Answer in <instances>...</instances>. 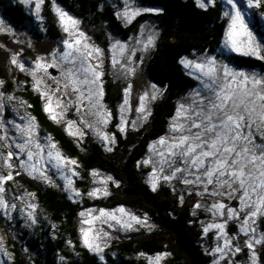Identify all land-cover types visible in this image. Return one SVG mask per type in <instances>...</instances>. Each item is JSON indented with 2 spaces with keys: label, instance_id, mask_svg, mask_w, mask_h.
I'll list each match as a JSON object with an SVG mask.
<instances>
[{
  "label": "snow or ice",
  "instance_id": "1",
  "mask_svg": "<svg viewBox=\"0 0 264 264\" xmlns=\"http://www.w3.org/2000/svg\"><path fill=\"white\" fill-rule=\"evenodd\" d=\"M22 2L26 3L27 0ZM196 2L199 7H205L209 0H203V2L196 0ZM42 3L43 0H37L35 5L37 13ZM227 3L232 6L233 11L231 15L225 13L229 16V24L225 32L224 47L241 56L264 60V42H257L242 10L237 8L235 0H227ZM261 3L262 0H247L249 8L259 7ZM142 11L153 10L126 6L123 13L117 15L122 16L126 23H131ZM55 12L62 30L69 37L62 41L63 49L59 53L55 50L50 53L51 61L38 57L34 68L31 69H25L24 65L19 64L15 58L12 59V63L21 71H28L32 75L33 90L38 92L44 101V111L52 121L56 123L64 121L68 109L75 107L76 113L80 115L81 126L95 132L105 145H114L115 137H110L96 127L106 125L112 116L102 103L104 97L102 50L88 43L89 38L78 29V20L59 7H55ZM153 41L154 37L149 36L143 43L142 50L153 46ZM137 42L140 43L139 40ZM110 51L113 52L111 57L113 68L119 65V71L125 77L134 74L135 68L132 66L130 56L125 58V63H121L120 58L124 57L126 51L125 45L117 42ZM181 63L186 69L191 70L189 74H198L195 78L200 81L202 89L193 93L190 104L177 106L175 116L169 124L170 135L160 137L154 144L149 145V151L159 157L156 161L159 168L154 167L150 183L152 190L155 191L160 180L170 183L174 179H179L185 185L201 187L202 192H198L197 195L206 194L209 197L226 195L228 199L235 198L239 201V209L228 207L219 201H214L207 209L214 217L226 216L224 223L209 224L204 228L205 233L209 229L218 231L217 239H223V244L213 250V255L219 254V259H225L226 252L240 251L238 246L232 244L225 232L227 221H239L240 232L247 236L250 232L254 234L256 231L251 226L255 224V219L258 216H264V75L258 76L255 73L249 74L235 70L227 64H218L213 57L199 62L181 59ZM63 65L68 67L64 68ZM52 67L60 71L59 78L49 74L48 69ZM47 80H52L56 87L53 89L46 83ZM2 84L3 82L0 81V86ZM152 88L156 89V86L152 85ZM130 93L131 84H128L124 90L123 104L119 109L121 115L118 130L121 133L126 131L128 123L125 113L129 110ZM64 97H68L67 101ZM12 99L13 97H8V100ZM156 99L157 91L151 94L145 92L139 97L136 112L140 114L138 116L140 120L147 121L151 115L148 105ZM3 109L4 104L0 103V112ZM87 116L94 117V121L87 120L85 118ZM20 119L24 120V123L14 124V129L22 142L13 141V143L19 155L26 156V159H20L19 155L12 150L8 151L4 165L9 172L6 176L0 175V194L6 191L4 184L13 180L12 164L9 163L13 155H16L19 160V168L32 179L51 184V179L46 174L45 163L51 164L58 171L66 169L71 176H76L77 173L67 167L68 165L79 167L76 161L63 156L50 137L46 138V144L38 141L35 118L25 119L21 116ZM7 123L13 122L7 121ZM65 124L69 135L83 138L84 132L81 128L75 127V121L67 120ZM136 127V121H133V130H136ZM0 131L5 132V135H0V140L5 141L7 146V130L2 119H0ZM45 149H47L46 154ZM106 150L112 151V148L106 147ZM149 162V160L144 161L145 164ZM177 162L182 163L184 167H176ZM165 166L172 169L168 174H164ZM92 174L98 175L96 172ZM63 179L66 182V189H71L77 197L81 195L79 191L72 188L73 181L68 174L65 173ZM107 180H111V177ZM100 182L106 183V181ZM88 195L98 198L100 195L107 196L109 193L106 188H96L88 192ZM180 200L183 202V196ZM10 207L15 209L16 205L10 206L4 196L0 195V210L7 215ZM28 207L35 209V205L32 204H28ZM195 207L199 208L201 205L197 203ZM92 211L89 210L90 218L83 220L82 223L92 225L94 221H100L112 227L111 222H114L115 225L126 230H132L134 223L140 226L147 225L146 220L131 215L123 207L116 209L120 216L100 210L98 216L92 217ZM240 212L244 213L243 220H240ZM80 215L83 217L85 213L82 212ZM28 218L35 223L31 212L28 213ZM81 237L89 251L99 254L103 251V246H106L108 234L90 227L87 230L81 229ZM262 241H264V234L259 239H255L254 243L260 244ZM245 243L250 250L253 249L251 240ZM166 255V253L157 255L154 259L149 257L148 262L160 264ZM251 260L252 264H256L254 252ZM213 264H219V260H214Z\"/></svg>",
  "mask_w": 264,
  "mask_h": 264
},
{
  "label": "trees",
  "instance_id": "2",
  "mask_svg": "<svg viewBox=\"0 0 264 264\" xmlns=\"http://www.w3.org/2000/svg\"><path fill=\"white\" fill-rule=\"evenodd\" d=\"M53 1L71 14L78 15L85 21L88 29L94 31L96 37L105 43L107 42L105 28L124 40L134 34V27L124 25L106 0ZM7 2L0 0L2 15L18 30L32 31L37 38L43 39L31 28L33 19L25 9L19 5L11 6ZM137 2L160 11L144 16L155 20L163 35L161 43L145 58L143 69L150 81L167 92L165 100L155 103L151 122L145 130L125 133L126 135L113 130L115 145L112 151H107L94 137L85 138L83 142L76 141L62 127L49 119L44 111V101L33 90L32 81L28 77H20L25 80L23 95L31 105L32 114L38 118L41 125L54 134L61 149L80 163L82 179L86 182L79 181L78 184L86 188L83 190L85 198L80 203L72 200L61 186H47L24 180L30 189L37 192L41 205L49 213L53 227L51 224L48 226L44 224V231H40L36 236H32L29 231H23L25 244L14 249V264H29L22 253L24 246L29 247L34 254L35 264H105L97 254L82 246L81 232L78 229L80 213L96 206L109 210L117 207L131 208L140 216L150 217L157 226L151 232L142 230L133 237L129 236L131 239L127 241L123 237L121 242L115 245L116 255L109 257L108 264H147L146 259L137 256L143 254L152 257L165 253L169 255L170 264L212 262V258L205 254L201 245L203 231L197 219L192 216L191 208L181 203L179 193H175L169 186H162L153 191L147 182L148 171L141 169V162L148 154L149 145L166 135L170 121L176 113L177 100L198 86V81L185 71L181 59L196 55H216L221 56L237 70L263 75L264 60L237 53L230 55L219 53L226 28L221 0L207 8L199 7L194 0H137ZM262 10L264 11V4ZM45 17L48 26L56 35L51 36V39L55 40L59 32L49 9ZM255 28L260 31V27ZM7 59V54L0 49V79L4 82L9 80ZM8 84L12 90L13 85ZM113 87L111 84L106 88L105 102L115 114L113 122L118 123L117 109L123 95ZM95 170L112 176L117 184H111L109 195L91 199L87 196L89 174ZM55 226L58 228L54 229ZM261 255L264 262V242ZM62 257L66 258V261H61Z\"/></svg>",
  "mask_w": 264,
  "mask_h": 264
},
{
  "label": "rangeland",
  "instance_id": "3",
  "mask_svg": "<svg viewBox=\"0 0 264 264\" xmlns=\"http://www.w3.org/2000/svg\"><path fill=\"white\" fill-rule=\"evenodd\" d=\"M4 1L5 2L8 1L7 3H9L11 6H16V5L22 6L25 9L26 13H28L33 19L31 28L36 30L39 36L42 37L43 39L37 38L32 31L29 32V31L18 30L12 22L7 20L2 15V11H0V49L4 51L8 56L7 70H8V79H9L6 82L0 79V81L3 82L2 86H0V103L4 104V109L2 112H0V119H2L5 122V129L7 130L6 134L8 137L7 146L5 141L0 140V175L6 176L9 172V169L4 165V159L7 157L8 151L12 150L14 153L19 155L18 149L15 148L13 141H15V143L22 142L21 140L18 139L17 133L14 129V124L22 125L24 123V120L20 119L21 116L25 117V119H27L28 117L35 118V123L37 125V139L41 144H46L47 143L46 138L50 137L51 141L56 144V147L60 151V153L63 156L67 157L69 160L76 161V164L79 166V167L73 165L67 166L72 171H75L77 173L76 176H71L70 172H66V169L58 171L51 164L45 163L44 167L47 168L46 174L51 179V184H49L41 180L32 179L30 176L25 174V172L19 168V160L16 158V155H13L12 159L9 161V163L12 164L11 171L13 175V180L7 181L4 184V188L6 189V191L0 195L4 196L5 200L8 202L10 206L12 204H15L16 207L15 209H12L10 207L7 215L2 210H0V264H14L15 262L14 249L16 247L20 248L21 244L23 245L25 244V242L23 241L24 238L23 231H29L32 236H36L40 233V231H44L43 229L44 224H46L47 226L51 224V226L53 227L49 213L41 205L37 192L30 189L28 184L24 180L28 179L31 182L42 183L47 186H53V185L61 186L63 190L68 194V196L71 197V199L76 202L81 203L83 198H85L84 196L85 194L83 190L86 187L84 185L81 186L78 184L79 181L82 183L86 182L85 180L82 179V173H81L82 168L80 166V163L76 159L70 158L68 156V153L64 152L61 149V146L56 140L54 134L48 131V129H46L43 125H41L38 118L32 114L29 107L30 104L23 95V86L25 85L24 82L25 80L24 78L22 79L20 77L21 76L28 77L32 81V84L34 83L33 77L32 75L29 74L28 71H21L16 65L12 63V59L15 58L19 64L24 65L25 69H31L34 68L35 62L38 57H43L46 60L51 61L52 57L50 53H52L54 50L59 53L63 49L62 41L69 39V37L62 30V27L59 22V18L55 12V7L61 8L63 11L67 12L70 16L78 20L79 21L78 29L89 38L88 43L102 50L103 53L102 70L104 72V76L102 77L103 89H104V97L102 103L106 106L107 111L112 113V116L106 125H97L96 126L97 128L107 133L110 137L115 136L113 130H118V125L120 124L121 114L119 109L121 104H123L124 90L128 84H131V93L128 98L129 110L125 113V119L127 120L128 123H127L126 131L122 133L123 135L139 132L140 130L143 129L145 130L151 122V116L154 113L155 103H157L158 101L165 100L167 98L166 97L167 92L165 89H161L158 85L150 81L144 74V69H143V63L145 61V58L154 48H156L159 45V43H161V35H163L162 31L159 30V28L157 27L155 20L151 18H144V16L159 13L160 11L158 9L145 7L141 3L137 2V0H106V2L114 8L117 18L121 20V22L124 25L130 26L131 28L134 27L135 31L133 35H131L128 39L124 40L123 38L114 36L109 29L105 28L104 34L107 37V42L105 43L103 40H101V38L98 39L96 37L97 34L94 31H90L88 29V27L85 24V21L80 19L78 15L71 14L66 9H64L60 4H57L53 0L52 1L43 0V3L41 4L38 13L35 8L37 0H27L26 3L22 2V0H4ZM216 1L217 0H209V2L205 4V7H201V8H207L209 6H212ZM221 1L223 5V18L226 20V28H225V32H226L229 24V16H226L225 13L227 12L229 13V15H231L233 9L232 6L227 3V0H221ZM235 2L237 4V8L242 10L246 22L249 23V26L253 32V35L256 37L257 42H264V11L262 10L264 0H262V3L260 4L259 7H252V8H249L247 6V0H235ZM126 6L136 9H152L153 11H142L141 14L136 16L131 23H126L122 16L117 15L118 13H123ZM48 9L49 11H51V14L54 16L53 20L55 21L58 27L57 31L59 32L58 33L59 35L55 40L51 39V36L54 35L56 37V35L50 29L48 23L46 22L45 13ZM255 26L260 27V31L256 29ZM149 36L154 37L153 46L149 47L147 50H142L143 43L147 41ZM225 39L226 37L224 36L223 44L221 46L219 53H223L224 55H230L232 53H235L232 52L230 49L224 47ZM138 40L140 41V43L137 42ZM117 42L119 44L125 45L126 47L124 57L120 58L121 63L126 62L125 60L126 57L129 56L131 57L132 66L135 68V72L131 76L125 77L119 71V65H117L116 68H113L112 66L111 57L113 55V52L110 50L112 49L113 45L117 44ZM208 57L215 58L218 64H227L230 68L235 69L232 65L226 62L221 56L196 55L195 57L185 58V59L194 62H199L200 60L206 59ZM63 67L67 68L68 65H63ZM184 69L190 77L198 81V86L192 92L182 96L179 100H177L176 109L179 104H185V105L190 104L192 102L193 93L198 89H202V85L200 84V81L195 78V76L198 74H189L191 70L186 69L185 67ZM48 72L54 78L60 77V71L56 67L49 68ZM255 74H257L258 76L263 75L260 73H255ZM8 83H11L13 85L12 90H10ZM46 83L49 84L53 89L56 87V85L53 83L52 80H47ZM111 84H113L114 89L119 90L123 95V100L117 109L118 123L113 122L115 118V114L105 102V95L107 92L106 88H108ZM152 85H155L156 89H153ZM153 91H157V99L155 101H152L148 105V107L151 110V115L148 117L147 121H142L138 118L140 114L136 112V108L139 105V97L143 95L145 92L151 94ZM112 94H114V92ZM57 95H60V93H57ZM9 96L13 97L11 101L8 100ZM64 99L65 101H67L68 97H64ZM85 118L90 122L94 121L95 119L92 116H87ZM67 120L75 121L76 122L75 127L81 128V130L84 132L83 138H77L75 136L70 135L76 141L83 142L85 138L94 137L95 140L98 143H101L105 148L106 147L113 148V146L115 145V144L105 145V143L95 134V132H93L89 128H85L81 126L80 115L76 113L75 107L68 109L64 117V121H61L59 123L53 121V123L62 127L66 131L65 121ZM7 121H12L13 123H7ZM133 121H136V125H137L136 130H133L132 128ZM66 132L68 133V131ZM0 135H5V132L0 131ZM168 135H170L169 128L165 136ZM46 153H47V149H45V154ZM19 158L26 159V156L19 155ZM158 159L159 157H157L154 154V152H150L148 148V154L146 155L145 160H149L150 162L148 164L144 163L145 160L141 162V169L148 171L147 182L150 185H151L150 180L152 177L154 167H156L157 169L159 168V165L156 163ZM175 166L184 167V165L179 162H177ZM171 170L172 169L165 166L164 174H168ZM17 172H19L20 174L17 175L16 174ZM93 172L98 173V175L93 176L92 174ZM65 173L70 176L71 180L73 181L72 188H75L77 191H79L81 194L80 196L77 197L72 193L71 189H66L65 187L66 182L63 179V175ZM157 174L158 175L160 174L159 171L157 172ZM177 175L179 176L180 174ZM108 177H111V180H107ZM100 181H106V183H101ZM111 184L113 185L117 184V182L114 180L112 176L107 175L98 170L91 171L89 174L88 192L96 188H100V189L106 188L107 192L109 193L111 189ZM162 186H169L175 193L176 192L179 193L180 197L183 196V202L181 203L191 208L192 216H194L197 219L198 223L202 228L203 240L201 242V245L205 251V254H207V256L212 258L211 264H213L214 260H219V264H252L251 256L253 252L256 258V264H264L261 255V248L264 241H262L260 244L254 243L255 239H259L261 235L264 234V230H263L264 216H258L255 219V224H252L251 226L254 227L256 231L254 234L250 232L249 235L247 236L244 235L242 232H240L239 221L228 220L225 226V232L227 233L228 237L231 239L232 244L234 246H238L240 248V251L226 252L225 259H219V254L213 255V250L218 245L223 244V239H219V240L217 239L218 231L216 229H209V231L205 233L204 228L209 224L224 223L226 220V216L223 218L219 216L214 217L212 212L208 211L207 209L214 201H219L221 203H224L228 207L239 209L240 207L239 201L235 198L228 199L226 195L224 197H219V196L209 197L206 194L197 195L198 192H202L201 187L185 185L179 179H174L170 183L160 180L156 190H158ZM211 190H212L211 187H209V191ZM87 196L90 197L88 194ZM99 197H105V196L100 195ZM90 198L95 199L97 197H90ZM197 203H199L201 207L196 208L195 205ZM28 204L35 205V209L33 210L32 208H29ZM118 208L121 207H117L116 209ZM123 208L126 210V212L130 213L131 215L136 216L141 220H146L147 225L140 226L134 223L132 230H126L120 228L119 225H115L114 222H111L113 224L112 227H109V224L101 223L100 221H94L92 225L82 223L83 220H87L90 218L88 215L89 210H93L91 212L92 217L98 216L100 210H104L106 212H112L115 213L117 216H120V213L116 212V209L109 210L104 208H97V206L95 208L83 210L82 212L85 213V216L82 217L80 215V219L78 222V229L80 232L81 229L87 230L90 227H94L95 229L102 230L103 233L108 234V237L106 238V246H103V251L100 252L99 254L94 252L100 258L103 257V259L101 260L105 264L106 263L108 264L109 257L116 255L115 254L116 249L114 247L117 243L121 242L123 237L125 238L124 240L127 241L131 239L129 236L133 237L134 234H137L142 230L145 231L149 230V232H151L152 230H155L157 227L156 224L151 221L150 217L140 216L136 213L135 210H132L131 208H125V207ZM181 208L184 209V207ZM30 212L32 213L33 218L35 219V223H32V220L28 218V213ZM239 216H240V220H243L244 213L240 212ZM57 228H58L57 226L54 227V229ZM80 238H81L82 246L85 247L82 241L81 234H80ZM250 240L253 242L252 250H250L245 243L246 241H250ZM22 253L23 256L29 261V264H35L34 263L35 256L31 252L29 247L27 246L22 247ZM74 253L77 254L76 251H74ZM137 257L146 259L147 264H149L148 258L150 256L139 254ZM155 257L156 256H152L151 258L154 259ZM61 261H66V258L62 257ZM160 264H170L168 254L164 256V258L160 261Z\"/></svg>",
  "mask_w": 264,
  "mask_h": 264
}]
</instances>
